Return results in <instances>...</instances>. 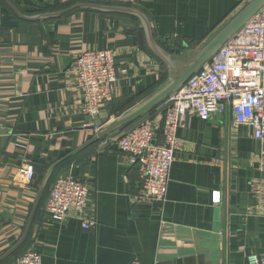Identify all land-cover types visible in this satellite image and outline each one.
Returning a JSON list of instances; mask_svg holds the SVG:
<instances>
[{
	"label": "crops",
	"instance_id": "0c3cea01",
	"mask_svg": "<svg viewBox=\"0 0 264 264\" xmlns=\"http://www.w3.org/2000/svg\"><path fill=\"white\" fill-rule=\"evenodd\" d=\"M246 1L0 0V257L23 236L50 165L167 79L164 64L139 50L136 28L116 19L135 18L77 9L57 19H27L77 4L134 9L178 75ZM86 49L115 51V97L95 117L79 111L74 86V58ZM157 108L147 117L161 143ZM176 136L163 204L140 197L137 167L102 139L54 171L86 185L82 218L96 227L82 229L81 215L56 223L42 205L24 244L0 264L25 251L38 253L41 264H250V255L264 264V144L246 127L233 126L228 112L210 121L191 117ZM24 162L35 167L31 184L17 174Z\"/></svg>",
	"mask_w": 264,
	"mask_h": 264
},
{
	"label": "built area",
	"instance_id": "2783aa9c",
	"mask_svg": "<svg viewBox=\"0 0 264 264\" xmlns=\"http://www.w3.org/2000/svg\"><path fill=\"white\" fill-rule=\"evenodd\" d=\"M113 49H86L74 58V86L79 93V111L95 117L100 108L115 97L118 75ZM225 112L233 126H244L251 137L264 144V5L207 61L184 85L157 108L161 116L162 142L156 141L152 119L144 117L106 139L126 154L137 167L140 197L152 203L166 200L171 167L175 158L177 130L187 119L210 121ZM264 156V153H262ZM26 183L35 179L34 166L24 162L17 171ZM88 189L73 176L57 175L51 181L43 210L52 221L62 223L81 215V227H96L93 219H83ZM218 195L212 199L218 203ZM260 203L264 211V192ZM250 264H260L255 255ZM9 264H41L34 251L19 254Z\"/></svg>",
	"mask_w": 264,
	"mask_h": 264
},
{
	"label": "water",
	"instance_id": "95a60500",
	"mask_svg": "<svg viewBox=\"0 0 264 264\" xmlns=\"http://www.w3.org/2000/svg\"><path fill=\"white\" fill-rule=\"evenodd\" d=\"M6 1V0H5ZM10 5V4H9ZM264 5V0H247L243 3L227 20V22L220 27L197 51H195L189 60V62L183 67L180 74H176V62L171 59L170 55L163 49L158 47L154 42V39L149 30V24L146 17L139 11L127 8H113L105 7L101 5L94 4H77L68 10L61 11L58 13L44 14L36 16L33 18H28L27 20H47V19H57L61 15L74 11L77 9H86L91 11H96L106 14H119L127 15L129 17L135 18L136 21H132L125 17H116V19L123 21L124 23L132 26L130 29L136 28L133 32L135 39L138 43V48L140 51L147 53L148 49L161 63L164 64L167 71L166 81L152 91L147 97H145L140 103L131 107L123 114L117 116L112 122L105 125L96 134L78 149L64 157L63 159L53 163L46 170L42 181L40 183L33 208L28 219V223L25 232L21 239L11 247L4 255L0 257V263L12 256L26 241L32 227V223L40 206L41 200L48 189L50 181L53 177L54 171L61 163L69 159L76 153L88 148L89 146L97 143L98 141L110 138L114 133L122 131L129 125L134 124L140 119L147 116L152 110L159 107L164 103L168 97L174 93L178 88L184 85L210 58ZM11 6V5H10ZM12 7V6H11ZM12 9L18 13L13 7ZM25 19V18H24ZM138 23H140L141 28L144 32L145 44L142 39L141 32L138 28Z\"/></svg>",
	"mask_w": 264,
	"mask_h": 264
},
{
	"label": "trees",
	"instance_id": "16d2710c",
	"mask_svg": "<svg viewBox=\"0 0 264 264\" xmlns=\"http://www.w3.org/2000/svg\"><path fill=\"white\" fill-rule=\"evenodd\" d=\"M164 82H165V81H164ZM161 84H163V83H161ZM161 84H160V85H161ZM160 85H159V86H160ZM159 86H158V87H159ZM152 91H154V89H153ZM153 111H154V110H152L149 114H151ZM149 114H148V115H149ZM148 115H147V116H148ZM147 116H145V117H147ZM135 123H136V122H135ZM135 123H134V124H135ZM132 125H133V124H132ZM132 125H129L128 127L124 128L123 130H127V129H129ZM34 172H35V167H34ZM35 175H36V173H35ZM55 176H57V175H56V172L53 174V177H52L51 181L54 179ZM34 181H35V179H34ZM47 191H48V189L46 190V192H45V194H44V196H43V198H42V200H41L40 206H42V205L44 206V202H45L44 200H46V197H45V196H46V194H47ZM40 206H39V207H40ZM19 254H21V252L17 253V254L13 257V259L16 258ZM10 262H11V261H10ZM10 262H9V263H10ZM9 263L7 262L6 264H9Z\"/></svg>",
	"mask_w": 264,
	"mask_h": 264
},
{
	"label": "rangeland",
	"instance_id": "374dc122",
	"mask_svg": "<svg viewBox=\"0 0 264 264\" xmlns=\"http://www.w3.org/2000/svg\"><path fill=\"white\" fill-rule=\"evenodd\" d=\"M185 57H186V56H185ZM185 57L183 58V60H185V62H186V61H188V56H187L186 58H185ZM179 70H180V67H179L178 71H179ZM47 195H48V191H47V194H46V196H45L46 198H47ZM11 261H13V259H12Z\"/></svg>",
	"mask_w": 264,
	"mask_h": 264
}]
</instances>
